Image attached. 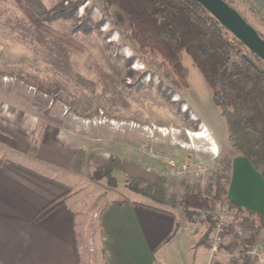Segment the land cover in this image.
Listing matches in <instances>:
<instances>
[{"label":"rangeland","instance_id":"obj_1","mask_svg":"<svg viewBox=\"0 0 264 264\" xmlns=\"http://www.w3.org/2000/svg\"><path fill=\"white\" fill-rule=\"evenodd\" d=\"M20 1L37 15L83 1L71 18L50 24L85 48V52H79L37 30L19 0H0V95L38 118L33 141L36 148L48 131L62 132L75 137L81 148L78 151L86 154L84 167L78 172L83 173H71L68 180H63L71 187L68 203L76 213L75 227L83 230L84 264H94L92 238L93 234L97 237L99 213L113 201L128 200L171 212L181 223L196 228L197 233L209 231L211 240L215 221L196 193L189 195L185 205L180 202L173 208L126 187L129 177L149 181L164 177L169 196L175 195L181 201L187 185L204 188L220 172L225 160L242 157L229 144L226 120L192 59L183 54L182 64L188 70V86L184 87L159 55L131 40L129 22L117 7H108L101 0ZM224 1L255 30L259 27L261 32L256 31L264 36L263 17L261 23L256 22V17L241 10L240 0ZM84 25L88 34H72L73 29ZM228 38L234 46L233 60L243 54L264 70L262 60L256 61L229 32ZM199 131L206 132L208 139L188 136ZM111 158L119 159L123 170L112 174L117 182L115 188L107 179L93 178L95 167ZM172 164L188 165L193 173L174 176ZM63 202L66 204V199ZM221 205L240 209L224 201L213 211ZM203 211L207 219L201 216ZM222 253L228 255L226 264H245L247 260L234 248ZM235 253L234 259L229 258Z\"/></svg>","mask_w":264,"mask_h":264},{"label":"crops","instance_id":"obj_2","mask_svg":"<svg viewBox=\"0 0 264 264\" xmlns=\"http://www.w3.org/2000/svg\"><path fill=\"white\" fill-rule=\"evenodd\" d=\"M240 1L241 10L256 17L254 21L264 20V0ZM37 125L35 115L0 95V264H78L76 213L68 203L71 187L63 180L83 173L71 169L80 144L75 137L48 131L33 149ZM232 161L228 203L264 214L262 176L244 156ZM63 199V207L35 221L47 206ZM120 201L127 204L113 201L99 213L97 237L92 238L94 264H210L209 231L199 234L171 212ZM219 260L226 264L228 255L222 253Z\"/></svg>","mask_w":264,"mask_h":264},{"label":"trees","instance_id":"obj_3","mask_svg":"<svg viewBox=\"0 0 264 264\" xmlns=\"http://www.w3.org/2000/svg\"><path fill=\"white\" fill-rule=\"evenodd\" d=\"M108 7L114 6L127 18L130 27V38L140 48L148 49L159 55L172 69L184 87L188 86V70L182 64L183 54H187L203 76L208 88L213 92V101L221 109L222 117L228 128V142L232 148L244 156L264 180V70L259 68L248 56L239 55L233 60L234 46L228 38V32L195 0H101ZM31 24L39 31L68 45L79 52L85 48L69 36H65L50 24L58 19L71 18L80 1L69 8L63 5L37 15L27 6L21 5ZM82 31L88 34L86 25L76 27L72 34ZM261 35V34H260ZM264 39V36L261 35ZM239 46H243L234 39ZM255 60L258 58L255 56ZM35 144V143H34ZM33 144V149L36 146ZM86 161V154L78 151L71 169L81 172ZM223 164V165H222ZM217 175L210 178L204 187L187 185L185 195L180 198L169 196L167 180L157 177L149 181L142 177H129L126 187L157 204L177 208L180 202H189V195L196 193L198 200L209 215L218 203L227 201L231 184L233 161L225 160ZM93 178L97 181L108 180L110 187L117 182L114 172H123L121 162L111 158L107 163L95 167ZM185 203V204H184ZM119 206L127 204L117 202ZM148 210L166 213L161 209L140 204ZM62 200H57L41 211L35 221L41 222L60 207ZM239 214L250 218L247 224L251 229L264 227V214L239 209ZM191 216V214H189ZM210 222L211 217L209 218ZM75 248L78 264H84L83 253L86 242L83 230L74 228ZM232 246L229 251H232ZM245 264H256L247 259Z\"/></svg>","mask_w":264,"mask_h":264},{"label":"built area","instance_id":"obj_4","mask_svg":"<svg viewBox=\"0 0 264 264\" xmlns=\"http://www.w3.org/2000/svg\"><path fill=\"white\" fill-rule=\"evenodd\" d=\"M218 154L219 151L216 149L214 156ZM171 166L173 175L177 177L193 173L188 165L177 167L175 164H172ZM211 215L215 221V226L213 236L207 246L211 257L210 264H220L217 260L221 256V253L230 246L236 252L241 251L243 260L257 259L264 264V227L251 229L247 226L250 218L245 214H239V210L231 205H221ZM201 216L203 219L208 218V214L205 211L202 212ZM231 254H229V258L234 259L236 253L234 255Z\"/></svg>","mask_w":264,"mask_h":264},{"label":"water","instance_id":"obj_5","mask_svg":"<svg viewBox=\"0 0 264 264\" xmlns=\"http://www.w3.org/2000/svg\"><path fill=\"white\" fill-rule=\"evenodd\" d=\"M227 32L264 62V39L224 0H195Z\"/></svg>","mask_w":264,"mask_h":264},{"label":"bare ground","instance_id":"obj_6","mask_svg":"<svg viewBox=\"0 0 264 264\" xmlns=\"http://www.w3.org/2000/svg\"><path fill=\"white\" fill-rule=\"evenodd\" d=\"M161 129V131H166L167 129L166 128H160ZM206 133V132H205ZM204 132H201V131H199V132H196V133H192V132H190V133H188V136L190 135H192V136H194V137H196L197 139H203V140H207L208 139V137H207V135L205 134ZM217 146V145H216ZM217 148V147H216Z\"/></svg>","mask_w":264,"mask_h":264}]
</instances>
